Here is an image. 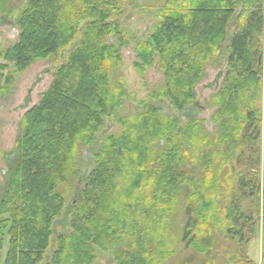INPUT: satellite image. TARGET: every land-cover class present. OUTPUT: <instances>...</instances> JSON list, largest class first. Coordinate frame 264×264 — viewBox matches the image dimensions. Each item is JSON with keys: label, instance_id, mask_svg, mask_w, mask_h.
Segmentation results:
<instances>
[{"label": "trees", "instance_id": "trees-1", "mask_svg": "<svg viewBox=\"0 0 264 264\" xmlns=\"http://www.w3.org/2000/svg\"><path fill=\"white\" fill-rule=\"evenodd\" d=\"M129 1L27 0L15 21L17 39L3 52L5 61L24 67L58 52L64 57L39 103L19 121L14 159L0 194V248L6 231L9 243L4 264H43L44 259L46 264H94V249L109 252L125 236L130 238L126 246L113 254L116 264H155L149 245L168 224L181 187L190 186L185 206L193 207L200 219L214 211L203 188L210 176L193 181L183 168L199 157L195 151L191 155L186 146L191 142L185 141L193 138L196 122L181 128L177 118L160 120L153 107L125 118L121 134L104 138L74 206L73 201L66 205L60 193L59 185L69 186L67 175H78L80 145L91 146L106 117L122 106L111 95L110 71L120 60L118 49L130 42L139 73L157 58L161 61L164 82L154 99H168L180 114L193 101L192 88L204 63L221 52L233 21L225 47L228 79L218 95L220 117L215 119L221 135L201 139L205 155L200 165L210 170L212 156L224 163L232 159L236 138L256 139L259 111L252 104L261 86L262 0H244L240 10L232 0H174L159 10L158 24L145 42L121 25ZM9 3L0 0L1 18ZM244 92L251 94L248 102ZM220 140L224 151H217ZM254 172L240 180V188L259 198ZM208 183L213 191V181ZM236 209L228 210L227 217L244 228L250 219ZM62 216L69 233L54 238L53 220ZM190 222L183 237L187 241L195 227ZM153 226L159 230L152 231Z\"/></svg>", "mask_w": 264, "mask_h": 264}, {"label": "rangeland", "instance_id": "rangeland-1", "mask_svg": "<svg viewBox=\"0 0 264 264\" xmlns=\"http://www.w3.org/2000/svg\"><path fill=\"white\" fill-rule=\"evenodd\" d=\"M26 1L10 0L6 19L0 18V194L6 177L3 171H7L8 165L14 159L12 152L20 133L19 121L28 109L39 103L54 80L55 68L64 57L63 53L58 52L47 58H38L24 67L16 66L2 58L3 52L16 42L17 30L14 25L25 9ZM172 1L174 0H130L124 8V16L120 19L121 25L134 34L136 41H148L152 27L158 24L157 13ZM232 1L237 4V10H240L244 4V0ZM262 3L264 10V0ZM251 4H254V1ZM234 29L235 23L232 21L227 27V40L221 52L204 63L198 82L192 88L193 101L180 114L173 110L168 99L160 97L154 99V95L164 82L161 61L157 58L150 67L139 73L134 67L139 60L134 54L133 42L119 48L120 60L111 65L110 89L111 95L114 93L122 106L113 115L106 117L104 125L91 146L80 145L79 156L75 161L78 175H67L68 187L59 185L66 205L73 200H78L84 185L83 178L93 166V155L98 151L99 145L106 136L121 134L124 128L123 122L129 116L146 113L150 107H153L160 120L177 118L178 126L181 128L187 126L190 121H195L193 138L186 137L185 141L191 142V145H186L191 155L194 156L195 151L199 157L195 164L188 161L183 168L186 176L193 181L199 182L204 177L208 179L210 176L208 181H213V191H210L208 181L203 188L206 192L208 191L207 199H205L214 206V211L206 215L208 219L205 221L200 219L193 207L185 206L186 197L191 192L190 186L181 187L176 193L174 207L170 210L168 224L165 223L158 239H154L149 245L155 264H264V196L260 197L264 185V174H262L264 168V40L259 69L261 86L256 96L254 95L252 104L259 111L256 139L248 143V140L243 142L241 137L236 138V149L232 159L224 163L212 156L209 159L210 170L200 165V160H203L205 155L204 148L201 147V139L206 136L213 139L215 135L217 137L221 135L220 125L215 119L219 120L220 117L216 115L220 109L218 95L225 88V78L228 79L225 47ZM243 97L248 102L251 94L244 92ZM241 105L242 103H238L239 107ZM232 107L225 109H232ZM220 142L221 140L217 151L226 150L225 145ZM159 144L161 145L160 142ZM252 172L258 177L259 198L256 197V193H250L247 187L240 188V180H248ZM233 208H237L236 214L242 213L245 218L250 219L244 228L241 227V223L235 225L231 219H228L227 212ZM2 219L0 217L1 221ZM188 219L195 221V227L189 235L191 238L187 241L183 237L188 222L191 223ZM51 229L54 230V238L62 232L65 235L69 233L63 216L54 218ZM156 229L159 230V227L153 226L152 231ZM229 229L236 233L230 235ZM7 233L8 231L4 232L5 241L0 248V264H4L9 249ZM129 239L125 236L109 252L94 249V264H116L113 254L125 247ZM189 240H192L191 243ZM49 253L48 249L45 258ZM46 262L44 259L43 264Z\"/></svg>", "mask_w": 264, "mask_h": 264}, {"label": "water", "instance_id": "water-1", "mask_svg": "<svg viewBox=\"0 0 264 264\" xmlns=\"http://www.w3.org/2000/svg\"><path fill=\"white\" fill-rule=\"evenodd\" d=\"M63 56H64V52H63ZM75 204H76V201H73L72 204H71V206H74ZM70 207H69V209H70Z\"/></svg>", "mask_w": 264, "mask_h": 264}, {"label": "flooded vegetation", "instance_id": "flooded-vegetation-1", "mask_svg": "<svg viewBox=\"0 0 264 264\" xmlns=\"http://www.w3.org/2000/svg\"><path fill=\"white\" fill-rule=\"evenodd\" d=\"M1 18V17H0ZM3 18H5V16H3ZM0 22H1V20H0ZM1 24H3V23H1ZM3 173L6 175L7 174V171H3ZM6 178V177H5Z\"/></svg>", "mask_w": 264, "mask_h": 264}]
</instances>
